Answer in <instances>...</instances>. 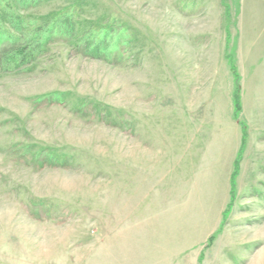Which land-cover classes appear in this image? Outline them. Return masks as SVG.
I'll use <instances>...</instances> for the list:
<instances>
[{
  "label": "rangeland",
  "instance_id": "rangeland-1",
  "mask_svg": "<svg viewBox=\"0 0 264 264\" xmlns=\"http://www.w3.org/2000/svg\"><path fill=\"white\" fill-rule=\"evenodd\" d=\"M76 2L0 60V264H264V0Z\"/></svg>",
  "mask_w": 264,
  "mask_h": 264
},
{
  "label": "trees",
  "instance_id": "trees-1",
  "mask_svg": "<svg viewBox=\"0 0 264 264\" xmlns=\"http://www.w3.org/2000/svg\"><path fill=\"white\" fill-rule=\"evenodd\" d=\"M8 0H6L7 2ZM49 1H55V0H10V2L12 3L11 6L6 5L5 6V12L1 11L0 12V60H2V62L7 59L10 60L11 57H16V56H24L23 53H21L20 49V37L23 35L24 30L20 28V21H22V19L19 16V12L21 10H30L31 7L34 6H39L43 3L49 2ZM83 1L84 4H87V1L89 0H77V4ZM21 4L22 6L18 5ZM55 21H59L62 22L63 24H68V20L69 19H65L64 17H58L56 16ZM10 29L12 30L13 33V37H10L5 30H3L4 32L2 33V29ZM30 28V27H28ZM27 28V29H28ZM58 39H64L63 36H59ZM46 43H48L45 39L39 43V47H45ZM80 43V42H79ZM64 44L67 46L66 42H64ZM69 47V46H67ZM79 50H73L70 52H73L74 55L76 56H80V57H84V58H88V59H99V58H94L93 55L98 54V48L95 47L93 48V50L88 52L89 49V45L87 44H83L81 45L80 48H78ZM21 62L22 59H20ZM1 62V64H2ZM0 64V65H1ZM238 88L237 84H235V92H234V96H233V102H234V107H235V102L236 99L238 98V93L236 91V89ZM63 163V164H62ZM68 165V162H53V164L51 165Z\"/></svg>",
  "mask_w": 264,
  "mask_h": 264
}]
</instances>
